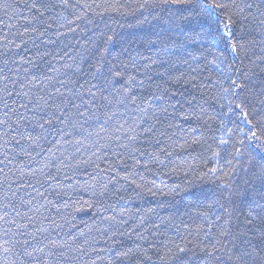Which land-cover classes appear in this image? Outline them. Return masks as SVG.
Returning <instances> with one entry per match:
<instances>
[{"label": "snow or ice", "instance_id": "6c2138e0", "mask_svg": "<svg viewBox=\"0 0 264 264\" xmlns=\"http://www.w3.org/2000/svg\"><path fill=\"white\" fill-rule=\"evenodd\" d=\"M0 10V264H264V0Z\"/></svg>", "mask_w": 264, "mask_h": 264}, {"label": "trees", "instance_id": "16d2710c", "mask_svg": "<svg viewBox=\"0 0 264 264\" xmlns=\"http://www.w3.org/2000/svg\"><path fill=\"white\" fill-rule=\"evenodd\" d=\"M118 19V23L116 24H112L113 29L115 30V32L119 35V36H123L125 38H127L129 36V34L132 33H136L139 31V29L136 28H132L129 27L128 25L131 24H135V18L133 17H126V18H117ZM0 20H3L4 22H11V23H15V20H11L9 21L7 18L4 17L3 15V11L0 10ZM103 23H112V21L110 20H105L104 22L101 23V30H103ZM126 46V45H125ZM123 47L121 45V43L116 42L114 43L111 47H110V51L112 53L113 56L119 54L120 52H122ZM164 179L169 183V184H174V183H178V179L176 177H164ZM75 198V197H73ZM150 199V198H149ZM140 201H135V202H129L128 207H137V206H141ZM144 207L149 206L148 204H143ZM83 218L85 220H87L89 217L88 216H84L83 214H80L78 216V219Z\"/></svg>", "mask_w": 264, "mask_h": 264}]
</instances>
